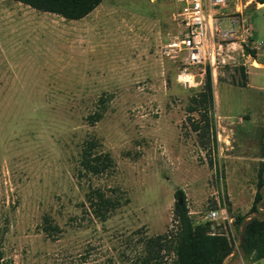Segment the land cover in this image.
Returning <instances> with one entry per match:
<instances>
[{
  "label": "rangeland",
  "instance_id": "obj_1",
  "mask_svg": "<svg viewBox=\"0 0 264 264\" xmlns=\"http://www.w3.org/2000/svg\"><path fill=\"white\" fill-rule=\"evenodd\" d=\"M225 12L214 33L220 63L209 69L206 151L185 104L207 72L192 67L184 81L181 56L166 53L181 30L173 1L102 0L85 19L67 20L0 0L3 264H133L146 253V237L174 227L178 188L193 224L217 210L214 231L233 237L232 261H239L242 225L232 221L249 210L264 161V0H230ZM238 65L248 74L245 87L231 82ZM101 95L107 110L89 126L85 117ZM88 133L115 160L112 173L78 175ZM89 185L119 188L128 202L100 222L87 209ZM44 215L60 229L53 238L41 229Z\"/></svg>",
  "mask_w": 264,
  "mask_h": 264
},
{
  "label": "trees",
  "instance_id": "obj_2",
  "mask_svg": "<svg viewBox=\"0 0 264 264\" xmlns=\"http://www.w3.org/2000/svg\"><path fill=\"white\" fill-rule=\"evenodd\" d=\"M20 2L30 8L42 12H50L67 20H78L91 13L102 0H12ZM263 2V1H261ZM255 58V51H250ZM238 77H232V84L245 87L248 74L243 65L234 68ZM108 97L101 95L95 109L86 115L85 121L89 126L100 121L108 107ZM185 113L190 129L196 133L198 146L206 151L210 149V137L212 136V119L209 112L214 105L212 78L207 69V77L200 90L190 95L185 104ZM196 113L195 119L191 114ZM99 139L92 133H88L83 139L78 159L79 176H104L116 169V162L109 152L100 149ZM264 157V141L261 145ZM211 162V159H209ZM264 161L261 162L257 173V185L253 201L247 213L237 215L232 224L237 229L242 225L239 239V249L242 256L253 262L264 257V202L261 191L264 184ZM174 203L172 209L173 228L161 234L146 237L142 242L146 249L143 257H138L133 264H223L225 258L233 252V237H229L222 231H214L211 221L193 224L187 206L184 191L180 188L174 191ZM87 209L92 217L104 222L120 206L128 202L121 189L116 187H102L89 185L85 193ZM261 204V216L252 215L259 212ZM84 206V205H83ZM41 229L48 237H52L60 231L49 216L42 218ZM172 253L171 263L163 260V253ZM0 264L2 263L0 255Z\"/></svg>",
  "mask_w": 264,
  "mask_h": 264
},
{
  "label": "built area",
  "instance_id": "obj_3",
  "mask_svg": "<svg viewBox=\"0 0 264 264\" xmlns=\"http://www.w3.org/2000/svg\"><path fill=\"white\" fill-rule=\"evenodd\" d=\"M171 1L176 5V19L181 30L167 43L166 53L172 52L176 53V56H181L182 73L179 78L184 76V81L192 76L189 73L192 67L201 65V75H205L207 69L214 70L216 63H220L215 56L214 33L226 14L225 10L230 0ZM217 214V210H212L204 220H215Z\"/></svg>",
  "mask_w": 264,
  "mask_h": 264
},
{
  "label": "crops",
  "instance_id": "obj_4",
  "mask_svg": "<svg viewBox=\"0 0 264 264\" xmlns=\"http://www.w3.org/2000/svg\"><path fill=\"white\" fill-rule=\"evenodd\" d=\"M11 2H12V0H11ZM16 2V1H15ZM18 3H20V2H18ZM22 4V3H21ZM25 5V4H24ZM25 6H27V5H25ZM32 10H35V9H33V8H31ZM90 14V13H89ZM88 14V15H89ZM87 15V16H88ZM86 18V16L85 17H83V18H81V19H78V20H82V19H85ZM230 222H231V218H228L227 219V224L230 226ZM220 224V223H219ZM218 223H217V225H213V226H211L212 227V229H218V230H220L219 228L220 227H218V226H220ZM233 252L230 254V255H228L226 258H225V260H224V262H223V264H264V257H262V258H260L259 260H257V261H253V262H251V261H249V260H247V259H245L242 255H239V261H232L233 260Z\"/></svg>",
  "mask_w": 264,
  "mask_h": 264
},
{
  "label": "bare ground",
  "instance_id": "obj_5",
  "mask_svg": "<svg viewBox=\"0 0 264 264\" xmlns=\"http://www.w3.org/2000/svg\"><path fill=\"white\" fill-rule=\"evenodd\" d=\"M255 66H258V64H254Z\"/></svg>",
  "mask_w": 264,
  "mask_h": 264
}]
</instances>
